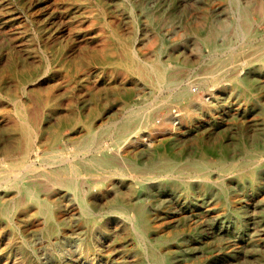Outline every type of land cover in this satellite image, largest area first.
Listing matches in <instances>:
<instances>
[{
    "label": "rangeland",
    "instance_id": "rangeland-1",
    "mask_svg": "<svg viewBox=\"0 0 264 264\" xmlns=\"http://www.w3.org/2000/svg\"><path fill=\"white\" fill-rule=\"evenodd\" d=\"M234 7L233 0H0V169L14 166L24 143L19 101L38 132L40 194L64 221L48 236L43 218L24 205L0 228V264H157V255L166 264H264V58L257 54L264 22L250 15L253 46L237 56L239 74L253 81L245 96L231 86L230 61L244 43ZM209 16L224 25L223 61L197 34ZM126 43L146 61L161 47L173 87H187L190 97L176 99L173 87L156 88L122 66ZM215 76L218 83L206 81ZM131 107V142L107 134L79 151L90 123L106 131L128 119ZM207 145L230 148L227 164L209 154L208 166L190 168ZM157 148L168 152L164 163L178 158L171 170L156 168ZM106 154L111 170L92 167V158ZM66 158L76 170L66 168ZM254 169L255 183L248 175ZM55 176L75 179L86 193L54 189ZM119 196L143 205L147 236H137L116 208Z\"/></svg>",
    "mask_w": 264,
    "mask_h": 264
},
{
    "label": "bare ground",
    "instance_id": "bare-ground-1",
    "mask_svg": "<svg viewBox=\"0 0 264 264\" xmlns=\"http://www.w3.org/2000/svg\"><path fill=\"white\" fill-rule=\"evenodd\" d=\"M233 3L235 5L234 13L237 15V19L235 20V34L237 37L243 38L244 43L240 45L238 51H235V54L230 61L233 71L231 86H237L241 89V93L243 95L251 96L253 94V81L251 78L245 76L243 77L239 74L237 56L242 54L245 49L253 46L252 37H255V33L252 32L253 22H251L250 15L253 12L257 13L261 22H264V0H261V2L255 7L249 3L244 5L239 0H233ZM224 30V25L217 23L211 16H209L206 31H198L197 33L209 47L210 51L220 57L222 61L223 57H221V55L228 50L227 47H223L222 44L219 43L220 38L224 35ZM158 40L159 44L164 43V38L162 36H159ZM124 47L126 50V63L122 66L126 69L136 70L141 78H144L156 88H161L163 86L172 88L175 84H177L176 78L170 73V68L172 66L171 62L164 61L162 58L163 50L161 47H158L154 57L147 61L136 52L133 45L126 43L124 44ZM257 54L261 56L262 59L264 58V42L258 45ZM206 81L215 84L220 81V78L218 76L210 77L209 79H206ZM173 96L180 100L186 99L190 97V92L188 88L184 86H178L177 88L173 87ZM188 105L191 106V104ZM202 105L203 108L207 107L206 103H203ZM135 111L136 110L134 108H129V118L122 121L112 122L106 131H97L90 123V132L87 139L78 147L79 151L90 150L92 147L96 148V146L101 145V143H103L102 139L104 135L107 134H115L120 139L131 142L132 138H129V136L132 132L131 129L133 128V120L136 118ZM17 113L20 118V130L23 134L24 143L21 148L20 156L15 161L14 166L0 169V188L5 191V195L0 197V228L3 224L11 226L12 223H14V218L20 213L24 205H27L35 210L34 214L43 218L45 223V233L50 236L63 227L64 221L63 219H59L57 217L56 205L52 202V200H50V197H44L40 194L42 184L38 180V176H43V174H39L33 167V165L40 159V153L35 150L38 132L29 121L24 104L19 101H17ZM179 116H182V114H179ZM146 118L147 120H150L149 114H146ZM252 146L253 145L250 142L245 141L242 145V149L244 151H249ZM167 153L166 149H154V154L157 159L156 168L166 171L171 170L175 166L178 158H171L172 160L170 164L162 162L163 155H166ZM209 154L216 155L219 162L222 164H227L231 156L230 148L219 150L213 145H207L202 148L199 159L197 162L192 163L190 168H193L195 165H207ZM63 158L59 157L60 160ZM73 158L74 157H72V159ZM72 159L66 158V168L74 171L77 169V165ZM91 164L92 167L103 168L106 171H109L114 167L112 158L107 154L100 156L99 158H92ZM139 167H141L140 164ZM248 175L253 183L260 179V176L255 169L251 170ZM51 182L54 189L67 187L77 194V196L86 193V191L81 188L79 182L75 179H61L55 176L52 178ZM201 185V189L203 191L209 190L208 181L203 182ZM116 208L122 215H129L130 225L133 227V232L137 236H147V233L149 232V229L147 228L148 220L145 217V209L140 202L131 205L125 196H119ZM133 208H136V212L134 214H130L129 211ZM210 211L211 210L209 209V216ZM84 220L88 223L93 220V211L89 207H87L84 213ZM151 254L154 255V250H151ZM156 259L157 264H166V261L161 255H157Z\"/></svg>",
    "mask_w": 264,
    "mask_h": 264
}]
</instances>
